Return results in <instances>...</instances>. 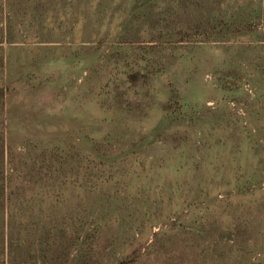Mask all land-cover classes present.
Returning <instances> with one entry per match:
<instances>
[{"label": "rangeland", "instance_id": "1", "mask_svg": "<svg viewBox=\"0 0 264 264\" xmlns=\"http://www.w3.org/2000/svg\"><path fill=\"white\" fill-rule=\"evenodd\" d=\"M0 264H264V0H0Z\"/></svg>", "mask_w": 264, "mask_h": 264}]
</instances>
